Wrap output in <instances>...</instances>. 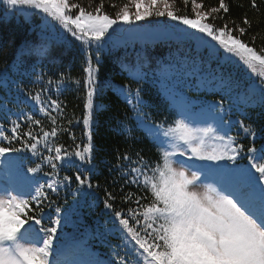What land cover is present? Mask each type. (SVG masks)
<instances>
[{
  "label": "snow or ice",
  "instance_id": "snow-or-ice-1",
  "mask_svg": "<svg viewBox=\"0 0 264 264\" xmlns=\"http://www.w3.org/2000/svg\"><path fill=\"white\" fill-rule=\"evenodd\" d=\"M183 2L187 7L189 0ZM190 2L191 18L177 14L175 0H128L113 18L103 11L104 0L95 8L79 0H0L5 11H30L40 16L46 28L59 27L84 47L88 56L87 114L83 124L89 129L97 71L92 65L91 49L94 47L99 53L112 39L109 30L113 34L124 31L114 25L132 24L152 16L168 17L187 26L175 27L170 34L181 41H194L210 57L223 52L225 60L238 58L260 79V86L254 87L251 95L238 99V103L247 104L258 97L264 104V71H258L264 69V48L257 50L240 38L247 30L245 27L234 22L232 27L227 22L222 26L214 23L222 19L221 12H229L225 0L208 9L203 0ZM256 6V0H252V7ZM243 23L250 24L247 18ZM130 74L133 79H142L138 70ZM37 80L42 83L43 77ZM18 91L23 89L18 87ZM56 91H60L59 83ZM120 94L136 112L138 126L146 128L152 136L159 159L150 163L139 153L135 158L127 154L121 157L122 162H127L119 168L125 183L135 185L141 194L123 195L122 202L134 205L126 211L116 210L110 202L116 197L111 192L106 194L105 207L113 210L118 221V227L112 231L120 232L121 240L108 264H264V150L258 152L249 147L245 154L237 136L229 134L230 122L226 123L219 114L224 111L223 99L201 109L204 122L211 120L207 126H197L189 107L181 109L180 118L167 126H152L146 125L141 117L144 101L140 89L122 86ZM27 95L42 117L50 121L51 129L46 130L42 119L27 113L23 114L27 131L20 120L10 121V130L0 125V165L10 168L14 157L9 154L24 151L40 160L27 169L33 175L24 177L23 184L13 182L0 187V264H83L75 259L82 243L71 247L59 243L57 232L64 219L61 209H55L54 219L48 217L51 226L46 227L43 206L45 202L51 204L50 194L58 193L73 180L78 186L92 188L91 179L85 174L95 168L91 131L87 133L86 146L76 144L70 150L57 144L58 132L64 131L58 124L63 113L61 102L48 96L45 88ZM237 123L246 135L256 136L251 125H245L244 121ZM33 125L39 127V132ZM242 158L248 160L247 165L237 163ZM45 166L49 171H44ZM69 167L76 168L74 175L61 176L62 170ZM40 173L48 177L43 183L36 179Z\"/></svg>",
  "mask_w": 264,
  "mask_h": 264
},
{
  "label": "trees",
  "instance_id": "trees-1",
  "mask_svg": "<svg viewBox=\"0 0 264 264\" xmlns=\"http://www.w3.org/2000/svg\"><path fill=\"white\" fill-rule=\"evenodd\" d=\"M79 2L85 6L91 3L92 8H95L100 0ZM225 2L229 5V12H221L219 15L222 19H217L214 23L222 26L227 22L232 27L234 22L235 25L245 27L247 30L240 38L257 50L264 48V0H256L255 8L252 7V0ZM125 3H128V0H104L103 11L114 18L116 11ZM113 4L116 5L115 8L111 7ZM203 4L205 9H208L218 6L219 0H203ZM175 9L178 15H189L190 18L193 16L190 0L187 7L183 0H175ZM245 18L250 22L249 25L243 23ZM140 22L164 26L179 23L168 17L155 16ZM109 35L112 39L99 53L94 47L91 49L92 65L97 71L94 111L89 129L83 124V118L87 114L85 68L88 56L84 47L61 28H46L40 16L33 15L30 11L23 13L5 11L4 5L0 4V125L10 130V121L20 120L24 131H27L23 116L27 113L42 119V126L50 130V121L42 117L27 95L28 92L34 94L45 88L47 95L58 99L63 108L62 115L58 117V124L64 131L58 132L57 144H63L70 150L76 144L86 146L87 133L91 131L92 163L95 168L85 174L90 177L93 186L92 188L78 186L73 180L68 186H62L58 193L50 194L51 204L45 202L43 206L44 225L51 226L48 217L55 218L57 207L62 212L72 211L63 229H58L57 236L61 238V244L84 237L89 247L100 255V262L107 264L114 259V249L118 250L116 246L121 245V240L120 232L112 231L118 227V221H115L113 210L105 207L106 194L111 192L116 197L110 201L116 210L125 211L134 205L122 202L123 195L127 192L141 194L135 185L125 183L119 168L122 163L127 162H122L121 157L127 154L135 158L139 153L150 163L159 159L157 145L148 130L138 126L137 114L125 102L120 94V88L129 86L132 89H140L144 101L141 117L144 118L145 124L167 126L172 123L174 114L169 100L162 91L161 81L153 80L151 77L158 70L162 72L170 63L174 65L184 60L186 62V59H191L188 67L195 69V65H198V73L207 78L221 75L218 73L226 66L223 55L207 57L203 50L199 51V48L203 47L194 41L183 43L181 40L171 38L150 40L144 38V41L140 42L134 39L133 35L126 37V33L113 34L109 31ZM195 60L198 62H194ZM208 62V69L213 71L211 74L206 71ZM136 70L142 79H133L130 73ZM223 72L230 76L229 71ZM230 72L234 74V79L247 88L244 91L250 95L251 90L260 85L259 77L242 64L230 68ZM40 76L43 77L42 83L37 80ZM49 80L52 81L51 85L48 84ZM204 82L205 86L202 87L204 91L196 94L192 89L191 95L205 102L207 106L223 99L224 111L219 114L224 117L226 123L230 122L229 134L237 136L239 142L244 145L245 154L249 147L260 148L264 144V104L258 102L255 105H241L236 110L230 109L229 99L223 96L219 89L212 87L216 82L211 83L209 91H207L209 81ZM58 83L59 92L56 91ZM18 87L22 88L23 92H19ZM237 121L251 125L256 131V136L246 135ZM32 127L39 132L38 126ZM4 146H7L6 142ZM15 146L20 147L19 143H15ZM9 155L14 157L12 162L16 174L22 177H31L33 174L27 172V169L40 163L39 158L28 151ZM44 171H49L47 166L44 167ZM75 172V167L65 168L61 176L74 175ZM36 179L43 183L48 177L40 173Z\"/></svg>",
  "mask_w": 264,
  "mask_h": 264
},
{
  "label": "rangeland",
  "instance_id": "rangeland-1",
  "mask_svg": "<svg viewBox=\"0 0 264 264\" xmlns=\"http://www.w3.org/2000/svg\"><path fill=\"white\" fill-rule=\"evenodd\" d=\"M116 29H124L127 31H118L117 33L122 34L126 33V37H130V35H133L138 41L143 42L144 38L147 40L155 39V38H174L170 32L173 28L179 27V28H186L187 26L181 25L179 23H173L171 25H162V24H153V23H142L140 21H135L132 24H124L120 23L113 26ZM189 31H194L191 29H188ZM112 32V30H109ZM146 41V40H145ZM184 43V41H183ZM215 43V42H213ZM203 50V54L209 56L208 53L203 48H199V51ZM221 55L224 57V53L221 52ZM235 58V57H233ZM226 60L225 68H223L215 77H205L202 76V74L197 73V70L194 68L188 67L191 64V59H186L183 62H179L173 65V63H170L167 68H164L162 72L159 70L151 77L153 80L161 81L160 85L162 88L163 93L165 94L166 98L169 100L174 118H172V122L176 119H179V112L184 107H189L193 114V119L196 121L197 126H207V123H211V120H207V122H204V120L200 116L201 109L206 108L207 104L203 102L202 100H197L191 95V90L194 89L195 93L198 94L200 91H202V87L205 86L204 81L208 82V89H211V83L216 82L212 85L214 89H219L220 93L227 97L229 99V108L236 110L241 107V105H255L259 102L258 97L255 100H249L247 104L240 102L238 103V99L242 100L245 97V94H249L248 92H245V88L239 81L234 79V74L230 72V68H233L235 66H240V64L244 65L242 62L237 60ZM194 60V59H193ZM225 60V59H224ZM198 62V61H194ZM229 64V65H227ZM209 62L206 64V71L208 74L213 73V71H210L208 69ZM232 66V67H230ZM247 67L246 65H244ZM248 68V67H247ZM249 69V68H248ZM251 73V69H249ZM191 71V72H190ZM223 71H229L230 76H226ZM260 71V69H258ZM224 74V75H223ZM254 75H257V73H253ZM258 76V75H257ZM150 78V80H151ZM230 81V84H222L221 81ZM221 84L219 87L218 85ZM259 85V84H258ZM260 86V85H259ZM250 95V94H249ZM259 104H261L259 102ZM197 111V113H196ZM196 113V114H195ZM195 114V115H194ZM146 125H152V124H146ZM155 126V125H152ZM260 149H258V152ZM198 163H214V162H202L198 161ZM17 183V184H23L24 183V177L16 174L14 172L13 163L10 168H5L4 165H0V187H7L10 183ZM72 211L68 212H60L62 219V224L59 229H63L66 219L70 216ZM56 216V212L54 214ZM61 238H59V242L61 243ZM79 243L72 242L71 244L66 245L65 247H71ZM81 244V243H80ZM88 246L85 241H82V246ZM92 251V250H91ZM88 252V253H87ZM91 253V254H90ZM87 249H83L78 252L75 256V259L83 262V264H96L98 262V255L95 252H90Z\"/></svg>",
  "mask_w": 264,
  "mask_h": 264
}]
</instances>
